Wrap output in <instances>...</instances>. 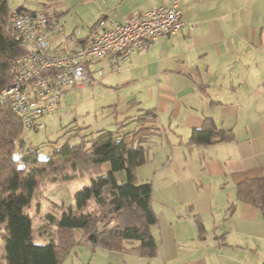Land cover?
Here are the masks:
<instances>
[{
  "label": "crops",
  "instance_id": "crops-1",
  "mask_svg": "<svg viewBox=\"0 0 264 264\" xmlns=\"http://www.w3.org/2000/svg\"><path fill=\"white\" fill-rule=\"evenodd\" d=\"M110 1L100 19L118 22L163 2ZM180 6L184 25L177 34L130 54L120 72L112 71L107 57L89 67L88 85L108 76L117 87L128 86L130 103L116 133L149 129L144 165L153 167L157 217L150 227L154 256H142L139 243L127 241L122 250L96 247V264H264V212L237 195L240 182L264 177V0ZM66 32L78 38L90 33ZM147 110L157 118L144 119L142 127ZM208 123L225 138L191 143L194 131ZM43 235L39 244L48 241H41Z\"/></svg>",
  "mask_w": 264,
  "mask_h": 264
},
{
  "label": "trees",
  "instance_id": "trees-1",
  "mask_svg": "<svg viewBox=\"0 0 264 264\" xmlns=\"http://www.w3.org/2000/svg\"><path fill=\"white\" fill-rule=\"evenodd\" d=\"M9 11V0H0V91L11 83L14 62L22 53L6 30ZM156 118L154 111L147 110L140 117V126L145 125L144 119L153 123ZM207 126L194 131L190 142L210 143L214 137L225 138L222 131H216L209 123ZM24 130L30 129L10 104L0 100V222L6 223V264H60L71 247L63 245L62 238L70 241L74 230H82L94 248L122 250L125 242L136 241L142 256L156 254V241L150 233L157 220L152 207V183L138 182L135 174L136 168L147 162L143 132L148 128L123 135L101 131L95 139L83 140L76 146L64 143L59 148L52 147L44 159L39 158L40 146L30 147L26 153ZM67 164L79 176L89 177V186L78 191L74 204L63 208L59 215L49 211L40 216L43 226L36 232L28 209L40 179L51 172L57 173L52 179L57 181L77 177L62 174L70 167ZM237 195L242 202L264 212V177L240 182ZM110 214L119 217V224L101 230L99 225ZM41 232L50 236L45 244L37 241Z\"/></svg>",
  "mask_w": 264,
  "mask_h": 264
},
{
  "label": "built area",
  "instance_id": "built-area-1",
  "mask_svg": "<svg viewBox=\"0 0 264 264\" xmlns=\"http://www.w3.org/2000/svg\"><path fill=\"white\" fill-rule=\"evenodd\" d=\"M163 0L123 22L101 19L86 38L66 33L63 24L44 11L10 7L6 30L21 48L12 81L0 91L26 128L39 131L45 118L61 108L68 89L82 90L92 81L91 64L109 59L113 72L130 54L149 48L163 35L177 34L184 25L180 4ZM102 76V72H97Z\"/></svg>",
  "mask_w": 264,
  "mask_h": 264
},
{
  "label": "rangeland",
  "instance_id": "rangeland-1",
  "mask_svg": "<svg viewBox=\"0 0 264 264\" xmlns=\"http://www.w3.org/2000/svg\"><path fill=\"white\" fill-rule=\"evenodd\" d=\"M106 2L110 3L106 4ZM9 4L12 8L44 11L53 15L61 21L66 31H75L76 35L80 36L90 32V29L103 16L104 10L112 3L110 0H9ZM104 72L106 74L108 70ZM113 80L114 78L106 76L102 82L85 85L81 91L67 88L60 99L61 108L45 118L44 128L37 132L24 130L22 139L25 141L26 153L29 152L30 147L40 146L41 156L39 158L44 159L49 156L46 154L52 151V147L59 148L64 143L76 146L83 140L95 139L101 131L117 132L119 122L128 109L130 100L127 98L129 96L128 86L119 88L112 84ZM145 134L147 133L143 132L144 136ZM150 168L153 167L142 165L136 168L135 174L139 182L142 178L151 181ZM51 173L45 174L40 179L28 209V213L34 218L36 232L42 230L41 217L43 214L51 211L59 215L63 208L74 204V195L90 183L89 177L79 176V172L71 166L62 174L77 177L57 181L52 180L53 175L57 173ZM114 219H119V217L116 214H110L106 222L99 225V228L105 230L117 226H106L108 221ZM5 225V222H0V264H6L3 239ZM54 235L57 239V233ZM45 236L41 237V241L44 238L49 240L50 236ZM68 241L69 238L68 240L62 238L61 243L70 244L71 247L60 264H89L91 261L93 264L97 263V255L94 253L97 251L84 237L82 230H74L72 239Z\"/></svg>",
  "mask_w": 264,
  "mask_h": 264
}]
</instances>
